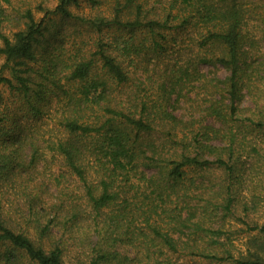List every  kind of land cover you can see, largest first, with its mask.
Wrapping results in <instances>:
<instances>
[{
    "label": "trees",
    "instance_id": "1",
    "mask_svg": "<svg viewBox=\"0 0 264 264\" xmlns=\"http://www.w3.org/2000/svg\"><path fill=\"white\" fill-rule=\"evenodd\" d=\"M83 1L90 14L72 12ZM157 2L58 0L11 39L1 35L11 77L0 84L38 119L39 148L19 160L24 126L0 105V264H178L170 254L264 264V222L250 217L264 182L247 199L238 188L246 160L249 177L264 167V61L242 1ZM259 20L264 42V11ZM187 27V59H168L172 31ZM193 90L211 123L174 113ZM231 218L255 230L244 251Z\"/></svg>",
    "mask_w": 264,
    "mask_h": 264
},
{
    "label": "rangeland",
    "instance_id": "2",
    "mask_svg": "<svg viewBox=\"0 0 264 264\" xmlns=\"http://www.w3.org/2000/svg\"><path fill=\"white\" fill-rule=\"evenodd\" d=\"M243 4V9H245V18H246V26L245 33L248 37L254 38V43L258 44L257 49L260 48V51L257 52V56L260 60L264 61V42L259 37L260 28H258V24L260 23L259 15L262 14L264 9L259 8L260 0H241ZM58 0H0V10H2L3 17L0 19V48L3 46L2 36H6L8 38H12L13 33L24 29L27 21L28 14L32 15L35 20H39L44 16L46 11L53 10L56 6ZM149 5H158L157 0H148ZM107 7H102L106 13ZM72 12L79 14H90V6L87 2L83 1L81 3L80 8H71ZM98 10V11H101ZM178 23V22H174ZM68 25V24H67ZM262 26V25H261ZM69 26L64 27L65 36L68 35ZM172 35L177 38L178 42L175 45L171 43L167 46H170L169 49V57L168 59H174L179 57V59H187V45L190 43L191 31L189 28H183L181 30L172 31ZM69 41V40H68ZM56 42H51L49 47ZM64 46H68V43H65ZM38 58V54H37ZM140 68L145 64V60L142 59L140 62ZM30 65L34 69H38V66L41 65V62L34 61L31 62ZM198 69L208 74L209 77H218L221 78L224 76L226 71L222 66H209V65H198ZM0 74L3 76L11 77L9 73V69L5 66L4 56L0 53ZM143 70L138 71L137 76L142 79L143 78ZM38 81V77L35 79ZM148 94H151L153 98L158 95L159 89L156 84H149L147 87ZM244 96L242 97V104L250 105L249 95L248 93L243 91ZM175 98V94H172L171 99ZM200 91H189L183 96L179 97V99L174 104V113L180 115L183 119L195 120L196 124H206L211 123L210 118L205 117L204 114H200L198 112V108L203 107V102L201 100ZM55 100H52L51 105L47 106L48 111L53 109ZM24 100L22 97L13 95L11 91L8 89L6 84H0V105L1 109L4 110L6 105H10V109L14 112V121L18 124H22L24 128L21 130L22 136L26 137L27 142L21 144V148L19 149V160H28L32 151V144L34 146H38L39 148V132H38V119L32 117L27 108L23 105ZM49 125V124H48ZM246 172L243 174V180L240 182L238 186L239 191L242 195L247 199L248 194L258 193L260 190V185L263 184L264 178V167L261 168L258 172H255L257 175L250 176V166L251 159L246 160L245 162ZM39 168V163H38ZM146 171V170H145ZM147 172V171H146ZM256 177L258 179H256ZM261 179V182H260ZM239 214H243L242 211H238ZM244 217V216H241ZM252 222H257L258 224H262L264 222V199H261L258 202L257 210L250 216ZM231 237L234 240L236 250L244 251L246 248V242L251 234L255 232V230H248L246 225L241 223V221L235 220L233 218L230 219L228 225H230ZM228 227V226H227ZM242 228V230L240 229ZM236 230V231H235ZM173 238L180 240L182 239L177 233H172ZM171 258L175 260L178 264H209L205 262L200 257H191L190 255L184 254L182 256H177V254H170Z\"/></svg>",
    "mask_w": 264,
    "mask_h": 264
}]
</instances>
